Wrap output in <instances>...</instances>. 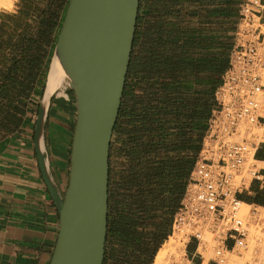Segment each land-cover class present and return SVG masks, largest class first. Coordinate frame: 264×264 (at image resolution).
Returning <instances> with one entry per match:
<instances>
[{
  "label": "trees",
  "instance_id": "1",
  "mask_svg": "<svg viewBox=\"0 0 264 264\" xmlns=\"http://www.w3.org/2000/svg\"><path fill=\"white\" fill-rule=\"evenodd\" d=\"M243 1L230 0L225 7L219 0H169L171 9L166 14L159 7L164 0L140 1L131 63L113 135L120 127L123 113H126L127 116H132L129 117L132 120L131 125L150 130L149 137L152 141L145 146L140 138L135 137L123 146L125 148L123 156L132 164L129 175L123 176L121 182L126 189V197L130 199L132 209L130 211L132 213L126 212L124 215L129 214L132 222L127 225L117 223L118 227L115 226V229L111 230L108 213L106 242L113 234L122 245L134 247L139 241L148 240L136 233L139 222L151 220V216L155 217L160 212L168 211V214L170 212L174 215L180 205L185 183L188 182L197 160L191 161L187 167L183 162L176 165L174 163L171 168L167 161H162L159 157L171 136L169 132L171 122L176 121L175 129L179 131H185L184 126L201 128L200 122L209 120L212 112L217 108L215 91L221 86L222 77L229 67L235 38L233 42L228 34L208 30L204 24L211 23L212 20L235 19L237 10L229 6L241 5ZM68 5L69 0H61L59 12L52 11L53 15L45 13L46 20L38 19V24L41 25V32L36 34L38 44L42 43L46 48L54 47ZM206 8L211 14L203 18L201 10ZM61 11H63L62 17ZM183 13L188 14L189 19L194 20V23H189L188 19L186 23L183 20ZM153 18L164 20L160 23V28H156L155 23L149 21ZM147 21L150 27H146ZM143 27L148 32L141 31ZM138 47L139 53L136 54ZM45 50L47 53V49ZM136 85L138 88L141 87L139 89L141 93L145 90L143 92L145 96L136 94L134 88ZM142 86H145L144 89ZM128 90L134 95V99L139 98L131 107H126ZM189 97L193 102H190ZM182 150L187 152L185 147ZM111 151L112 145L110 158ZM147 153H153L154 158L143 157ZM144 158H148L145 160L146 163H143ZM256 158L264 160V151H260ZM178 180H182L184 185L182 184V189L176 192L179 187V183H176ZM158 228L160 225L157 226ZM169 235V233L165 234L160 243L162 244ZM159 247H156L153 256L156 255ZM136 248L144 254L147 253L138 245ZM137 252L135 254L138 256ZM145 256L139 255V259ZM140 263L139 260L138 264ZM104 264H106V254Z\"/></svg>",
  "mask_w": 264,
  "mask_h": 264
},
{
  "label": "water",
  "instance_id": "2",
  "mask_svg": "<svg viewBox=\"0 0 264 264\" xmlns=\"http://www.w3.org/2000/svg\"><path fill=\"white\" fill-rule=\"evenodd\" d=\"M141 0H69L52 52L37 117L35 149L44 181L60 215L50 264H104L109 213L110 149L132 58ZM76 101L69 184L62 194L45 154L53 96V63Z\"/></svg>",
  "mask_w": 264,
  "mask_h": 264
},
{
  "label": "crops",
  "instance_id": "3",
  "mask_svg": "<svg viewBox=\"0 0 264 264\" xmlns=\"http://www.w3.org/2000/svg\"><path fill=\"white\" fill-rule=\"evenodd\" d=\"M13 14L0 19V264H50L60 215L42 175L35 132L52 47L38 44V31H29V21L36 22L26 8ZM260 19L264 29V13ZM141 31L147 30L143 27ZM66 87L63 83L55 91L44 141L51 174L62 194L69 184L77 116L74 94ZM260 151L264 144L257 148L256 156ZM260 176L262 181H253L237 197L248 206L264 209V167ZM200 252L197 242L188 243L190 264H218L211 259L205 262Z\"/></svg>",
  "mask_w": 264,
  "mask_h": 264
},
{
  "label": "built area",
  "instance_id": "4",
  "mask_svg": "<svg viewBox=\"0 0 264 264\" xmlns=\"http://www.w3.org/2000/svg\"><path fill=\"white\" fill-rule=\"evenodd\" d=\"M262 13L264 0H244L240 5L229 67L215 91L217 108L173 220V233L185 228L196 238L199 251L205 233L212 235L211 260L218 264L225 252L250 246L249 215L243 214V202L237 197L245 185L243 181L238 185L236 177L256 159L257 148L264 143V137L254 133L264 128ZM261 170L253 171V180H263ZM249 214L258 215V211Z\"/></svg>",
  "mask_w": 264,
  "mask_h": 264
},
{
  "label": "rangeland",
  "instance_id": "5",
  "mask_svg": "<svg viewBox=\"0 0 264 264\" xmlns=\"http://www.w3.org/2000/svg\"><path fill=\"white\" fill-rule=\"evenodd\" d=\"M147 1H153V0H147ZM202 1H205V0H202ZM219 1L222 5L227 7L228 2L230 0H219ZM60 4H61V0H13V5L10 8L8 9L0 8V19L2 20L4 19V17L13 14V11H18V8H26L29 11V14L31 13L33 16L32 21L37 22V24H35L29 21V31H33L32 33L35 34L36 31L41 32V25L38 24V19L46 20V17H44L45 13H51L53 15L52 11L59 12ZM169 4H170L169 0H164V2L159 6L163 13L166 14L168 11H170L171 8ZM239 5L240 4H237L235 6H229L237 10V12L235 11L236 12L235 19L212 20L211 23L206 22L204 24L205 28L211 31L222 32L224 34H227L229 32L230 33L229 36L233 39V42H234V32L237 29L239 19H240V14L238 16V11L240 10ZM201 11H202L201 13H202L203 18L204 17L206 18L208 17L209 14H211L210 10H207V8ZM62 15H63V11H61L60 13L61 17ZM182 16H183V20H185L186 23L188 22L194 23L193 22L194 20L189 19L188 14L183 13ZM187 19H188V22H187ZM149 21H153L156 25L155 27L160 28L161 27L160 23L163 22L164 20L153 18ZM149 21H147L146 27H150L148 25ZM161 30L165 31L162 28ZM47 40L48 39L46 38V41ZM53 49L54 47L52 48V52H53ZM136 49L137 50L135 52L137 54L139 53V47ZM136 86L134 87L136 90V94L137 95L143 94L145 96V93H143L145 92V90H143L141 93L139 91L141 87L139 86L138 88V86L137 87ZM142 87L144 89L145 86H142ZM134 98H135L134 95H131V91L128 90V95L126 99V107L127 106L131 107L133 103L135 104L137 102L136 99H139V98H136V99ZM189 99H190V102H193L191 97H189ZM215 110L216 109H214V111ZM213 113L214 112H212V115ZM129 117H132V116H127L126 113H123V118L120 121V127H118L116 133L113 135V139L111 143L112 145L111 158H110L111 196L109 197V215H110V222H111L110 224L111 230L115 229V226H117V223H120V224L123 223L127 225L130 223V221L132 222V218L129 216V214L124 215V213L126 212L132 213L130 212L132 211V209L130 206L131 205L130 199L126 197V189L122 186L121 182L123 181V176L129 175V171H131L130 169L132 168V164L126 157L123 156V152L125 150L123 146L126 145L128 141H130L131 139L135 137L140 138V140H142V144L145 146H148L152 141L149 137L150 130L143 128V127L142 128L138 126L136 127V125L135 126L131 125L130 123L132 122V120ZM208 122L209 120L203 121V123L200 122L201 128H197V129H195L194 127L189 128L187 126H184L183 129H185V131L183 130L179 131L178 129H175L177 127L176 121L171 122L170 124L171 129L169 131L171 136L166 141L167 142L166 147L163 149V153L162 155H160L161 157L159 158L162 159V161H167L169 167L171 168L173 167L174 163L176 165L179 162H183L184 166L187 167V165L190 164L191 161H196L198 159L199 152L202 148V144L206 136ZM261 131L264 133V129L263 130L255 129L254 133L258 135V133L260 134ZM184 147L187 148V152H184L185 150H182V148ZM146 156L149 157L150 159L154 158L153 153H147L143 155V157H146ZM145 160H148V158L147 159L144 158L143 163H146ZM162 161L159 160V162H162ZM254 167H256V171H259L263 168L259 163L252 161L250 164L247 165L246 169L242 171L239 176L236 177V181L238 185L241 184V181H243L245 185L243 188H245V187H249V185L253 181H255V179L253 180V177L249 174V172L253 170ZM189 180H190V177L188 179V182L185 183L183 196L187 190ZM176 183H179V187L176 189V192H178L180 189H182L181 185L182 184L184 185V182L182 183V180H178V182ZM253 209H257L258 215L249 214L250 211H252ZM244 211H245V215H249L248 217H249V226H250V246L248 250H236L231 253H226L225 257L227 258L231 257L232 255L230 256L229 254H233L235 256H240V257L245 258L244 264H264V255H263L264 254L263 252L264 251L263 249L264 248V245H263L264 244V209L257 208V207H247V208L244 207ZM122 216H124V218ZM173 218H174V215L172 213L170 214V212L168 214V211H167V213L160 212L155 217L154 215L151 216V220H146L145 222H139L138 227L136 228V233H138V235L141 238H146L148 240H145L144 242L139 241L138 244H136L134 247H131V246L126 247L122 245L120 241L116 239L113 236V234H111L108 238V241L106 242V251H105L106 264H138L139 260L141 261L140 264H155V258L157 256V253L159 252V250L164 248V245L167 243V241H169V238H167L161 244L160 242L162 241V238L165 237V234L167 233L170 234L169 235L170 237H172L174 234L173 225H172ZM158 225H160V228L157 229ZM175 231H178V230H175ZM177 233L175 232L176 237L181 236L179 237V241H181V243L184 244L182 245L181 249H184V248L185 249L181 250L182 256L180 255L181 253H179L180 256L177 254L176 257L171 258V259L176 258L175 260H172L173 261L172 263L173 264H190L187 258V245L188 243H191V242H197V240L196 238L189 236L188 231H187V234H185L187 238L184 236V233H181L183 235H180L179 232ZM137 245L141 249H145L147 253L144 254L140 252L138 248H136ZM157 246H160V247L156 255L153 256V252ZM214 246L215 245L211 243L208 246L207 251L204 253L205 262H208L210 261V259L214 258ZM135 252L139 253L138 256L135 254ZM139 255H146V256L139 259ZM227 258H226V261H227ZM171 259H169V261L167 260V262H171ZM172 263H169V264H172Z\"/></svg>",
  "mask_w": 264,
  "mask_h": 264
},
{
  "label": "bare ground",
  "instance_id": "6",
  "mask_svg": "<svg viewBox=\"0 0 264 264\" xmlns=\"http://www.w3.org/2000/svg\"><path fill=\"white\" fill-rule=\"evenodd\" d=\"M13 5V0H0V8H10L11 6ZM65 83L66 85H68V81L64 75V73L62 72L61 68L59 67V65L54 62L53 63V66H52V69H51V73H50V76H49V82H48V90H49V93H54L56 90H58L60 87H62V84ZM261 100L263 101L264 103V97L261 98ZM263 115H264V112H263ZM264 129V128H263ZM258 135H261L263 136L264 133L261 131V133ZM264 137V136H263ZM252 161L256 162V159H251V161L248 163L250 164ZM257 163H259L262 167H264V163H260L257 161ZM253 167V166H252ZM253 171H256V167L255 169L253 168V170H251L249 172V174L252 176V173ZM244 207H251V206H248L244 203H242V209H243V214H245V211H244ZM246 210V209H245ZM176 233L179 232L180 235H183L181 233H184V236L185 234H187V231L185 228H181L179 229L178 231H175ZM173 234L172 237L169 238V241H167V243L164 245V248H162L161 250H159V252L157 253V256L155 258V264H169V263H172L173 261L172 260H175V259H171V258H174L177 256V254L179 255V253H181V250H184L185 246L183 247L184 249H181L182 248V245H184L183 243H181V241H179V237L181 236H178L176 237V234ZM178 234V233H177ZM179 235V234H178ZM186 237V236H185ZM184 237V238H185ZM187 238V237H186ZM185 238V239H186ZM203 240H204V246H201L200 250L202 251V253H205L208 249V246L213 243H214V239H213V236L208 234V233H205L204 237H203ZM264 245V244H263ZM263 247V246H262ZM264 249V248H263ZM261 249V250H263ZM232 251L230 252H225L226 253H231ZM234 252V251H233ZM264 252V251H263ZM262 252V253H263ZM261 253V254H262ZM225 254L223 255V257L220 259L221 261V264H243V260L245 258L243 257H240V256H235L233 254H229L231 257H225ZM235 254V253H234ZM182 256V253L180 254ZM179 255V256H180ZM264 255V254H263ZM178 256V257H179ZM245 256V255H243ZM226 258H227V261H226ZM169 259H171V262H167V260L169 261ZM180 259V258H179ZM178 260V258H177ZM175 262V261H174ZM176 263V262H175ZM173 264V263H172Z\"/></svg>",
  "mask_w": 264,
  "mask_h": 264
}]
</instances>
